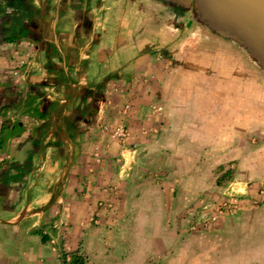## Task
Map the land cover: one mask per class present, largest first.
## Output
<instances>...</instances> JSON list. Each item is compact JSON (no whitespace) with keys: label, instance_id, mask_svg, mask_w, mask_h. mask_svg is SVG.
<instances>
[{"label":"crops","instance_id":"crops-1","mask_svg":"<svg viewBox=\"0 0 264 264\" xmlns=\"http://www.w3.org/2000/svg\"><path fill=\"white\" fill-rule=\"evenodd\" d=\"M179 36L139 0H0V264H122L136 169L183 100L167 63L214 64ZM249 237L215 264H248Z\"/></svg>","mask_w":264,"mask_h":264},{"label":"rangeland","instance_id":"rangeland-1","mask_svg":"<svg viewBox=\"0 0 264 264\" xmlns=\"http://www.w3.org/2000/svg\"><path fill=\"white\" fill-rule=\"evenodd\" d=\"M214 43L199 42L215 59L201 74L184 79L167 63L168 89L183 95L171 102L183 100L166 129L152 126L171 145L136 169L134 205L116 227L122 264H215L247 235L248 264H264V75L235 46ZM222 168L233 175L218 186Z\"/></svg>","mask_w":264,"mask_h":264},{"label":"water","instance_id":"water-1","mask_svg":"<svg viewBox=\"0 0 264 264\" xmlns=\"http://www.w3.org/2000/svg\"><path fill=\"white\" fill-rule=\"evenodd\" d=\"M235 46L264 75V0H161Z\"/></svg>","mask_w":264,"mask_h":264},{"label":"flooded vegetation","instance_id":"flooded-vegetation-1","mask_svg":"<svg viewBox=\"0 0 264 264\" xmlns=\"http://www.w3.org/2000/svg\"><path fill=\"white\" fill-rule=\"evenodd\" d=\"M139 1L153 13L156 20L160 24H168L169 26L178 29V31L182 29L185 31L186 36L191 38H197L211 43H214L215 41L214 44L218 45H220L221 42L224 44H230L228 41L223 39L216 40V36L213 33L195 21L192 12H182L176 8H169L165 6L161 0ZM217 41H219V43Z\"/></svg>","mask_w":264,"mask_h":264},{"label":"trees","instance_id":"trees-1","mask_svg":"<svg viewBox=\"0 0 264 264\" xmlns=\"http://www.w3.org/2000/svg\"><path fill=\"white\" fill-rule=\"evenodd\" d=\"M232 175L233 173L230 170L225 172V170L222 168L221 174L218 177L216 184L218 186H224L226 182L232 178ZM64 264H87V260L85 257L80 255L79 252H73L71 254V260H65Z\"/></svg>","mask_w":264,"mask_h":264}]
</instances>
